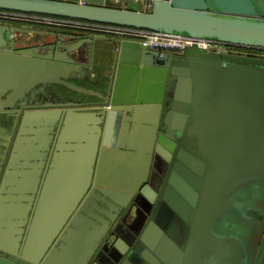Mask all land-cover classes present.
I'll return each instance as SVG.
<instances>
[{"label":"water","instance_id":"water-1","mask_svg":"<svg viewBox=\"0 0 264 264\" xmlns=\"http://www.w3.org/2000/svg\"><path fill=\"white\" fill-rule=\"evenodd\" d=\"M137 1L0 0V11L264 51V0H156L150 13ZM14 34L0 27V107L35 110L23 111L0 161V264H264V59L196 44L152 51L104 35L41 54L15 49ZM98 41L117 50L110 76L83 71ZM48 85L96 101L66 102L52 91L59 103L43 104ZM30 97L39 107H26ZM86 111L93 114L78 115ZM131 122L147 126L140 143L128 142ZM25 134L34 155L20 163ZM17 169L33 172L15 189ZM58 184L66 192L55 201ZM114 236L103 263L98 248Z\"/></svg>","mask_w":264,"mask_h":264},{"label":"crops","instance_id":"crops-1","mask_svg":"<svg viewBox=\"0 0 264 264\" xmlns=\"http://www.w3.org/2000/svg\"><path fill=\"white\" fill-rule=\"evenodd\" d=\"M4 26V27H12L17 34H14V39L15 40H20V42H18V46L17 48H24V47H31V48H37V52L38 53H42V54H49V53H53V50H50L49 47L52 45L53 47H64L65 45H72V44H76L80 41L81 38L84 37H89L92 36L94 34L89 33V32H85V31H78V30H68V29H62V28H52V27H46V26H40V25H34V24H30V23H24V22H9V21H0V27ZM108 37V36H107ZM113 38V37H111ZM1 43L5 42L6 39H4V37L2 39H0ZM47 45V47H46ZM82 48H86L84 46H82ZM89 48L87 47V50ZM107 50V51H106ZM109 50V56L106 55V52H108ZM63 51V49L59 48V52ZM113 51H117L114 47V45L104 42V41H98L95 44V53L94 55H92L91 59L94 60L93 63L90 62H86V66H83V71L89 70L87 69V67L92 68L91 72H93V75L97 74H101L103 73L106 76H110L113 73L112 70V66L115 62L114 59V54ZM97 76H95L94 79H96ZM82 83V81H81ZM109 83V78L106 79V86ZM83 84V83H82ZM85 84V83H84ZM90 84V83H89ZM94 84H91V86ZM93 90L95 91H106V88H100L98 86H92ZM96 87V88H95ZM69 96V100L67 101H96V99L93 97H87L84 95H79V94H75V95H68ZM66 101V102H67ZM43 103V102H42ZM55 103V102H53ZM35 107H39L38 102L34 103ZM68 110H73L71 108H67ZM81 109V108H80ZM83 109V108H82ZM91 109V108H90ZM35 109H32V111H34ZM36 111H39L36 109ZM53 111H57L56 109ZM24 112H28V111H24ZM92 112H83V113H78L79 116H89L92 115ZM141 125V124H140ZM128 131L126 132V135L129 136V143H140V139L139 138H135L140 134L138 132L142 131L141 128H146L147 126L142 124L141 128H137L140 129L139 131L136 130V123L135 122H131L129 124ZM132 127H134L135 129L132 131ZM80 129V128H78ZM82 129V133H86L87 131V127H83ZM30 131L29 127H25L24 128V132H28ZM75 133L78 135V131H75ZM142 134V133H141ZM76 135V136H77ZM131 135V136H130ZM32 139V137L29 134H25L22 136L21 140H20V147L18 149V157H19V162H22V159H25L24 157L27 156V154L29 155H34V142L30 141ZM28 149H30V151H28ZM29 152V153H28ZM5 159H2L1 162L4 161V165H6L9 156H4ZM5 166L3 167L4 171ZM32 169H17V171H15V173L11 176V181H12V185L14 186L15 189H18V185H24V184H29L31 183V173H32ZM65 172V171H64ZM1 178L3 175V172L0 174ZM10 181V182H11ZM65 191L66 189L62 184H58L55 185L52 189L53 193L56 194L55 197H52V200H60L58 195L61 194V191ZM68 198V197H67ZM10 201V200H9ZM6 202L4 201V205L5 206H9L12 205L11 202ZM7 220L9 221V218H7ZM5 220L3 223L5 224L6 221Z\"/></svg>","mask_w":264,"mask_h":264},{"label":"built area","instance_id":"built-area-1","mask_svg":"<svg viewBox=\"0 0 264 264\" xmlns=\"http://www.w3.org/2000/svg\"><path fill=\"white\" fill-rule=\"evenodd\" d=\"M146 4L145 13H150L156 0H142ZM24 22L34 25L62 28L68 30H78L92 33L94 35H104L120 40L137 42L152 51L160 49H171L198 45L201 49L209 52H228L232 54L235 51L243 49H254L243 46L231 45L216 40H194L185 35H172L163 32H154L140 28L113 26L100 23H91L78 20H70L48 16H38L14 12L0 11V21Z\"/></svg>","mask_w":264,"mask_h":264},{"label":"flooded vegetation","instance_id":"flooded-vegetation-1","mask_svg":"<svg viewBox=\"0 0 264 264\" xmlns=\"http://www.w3.org/2000/svg\"><path fill=\"white\" fill-rule=\"evenodd\" d=\"M18 42H20L19 40H15L14 42V47L15 49H25V48H31V47H24V48H17L18 46ZM37 52V51H36ZM42 54V53H41ZM231 55H236V56H244V57H251V58H261L264 59V51L258 50V49H243V50H239V51H235L233 52ZM76 83L77 85H81L87 89H93L92 85L89 84L88 82H82L80 80H71V82ZM85 83V84H84ZM41 87H37L35 89L34 93H37L36 91L40 92ZM96 88V87H95ZM52 91H59V92H63L64 97L67 98H63V101H67L69 100V96L68 95H75L76 93L66 89L65 87L61 86V85H48L44 87V90L42 91L44 94L43 95V101H41V103L43 102V104H51L53 102L55 103H59V100H57L58 98H55L52 95ZM39 98H34V97H30L28 100V104H27V108L30 107L32 108V106L34 107V103L39 102L38 101ZM21 103L19 102L17 103L12 109L10 110H4L1 109L0 107V161L2 159H4V156H9L10 155V151H11V147L12 144L16 141V136H17V130H18V126L20 124V120H21V116L23 114V111H32V109H21ZM20 113V116H19ZM19 117V118H18ZM12 137V142H11V147L8 149L7 145L9 144V139ZM133 202L130 203L129 209L131 210L130 215L127 218V221L129 223H131L134 218L136 217V206H133ZM121 219V218H120ZM116 236L109 238L108 240H104L102 242V244L99 246L98 248V252L102 251L103 249V253L100 256V260L101 262L104 261L103 263H107L106 262V254L105 252H111L114 253L113 248V244L116 241ZM115 256V255H113ZM93 260V259H92ZM92 262V261H91ZM110 264V263H108Z\"/></svg>","mask_w":264,"mask_h":264},{"label":"rangeland","instance_id":"rangeland-1","mask_svg":"<svg viewBox=\"0 0 264 264\" xmlns=\"http://www.w3.org/2000/svg\"><path fill=\"white\" fill-rule=\"evenodd\" d=\"M136 9L139 10V11H141V12H144L146 10V4L142 0L137 1Z\"/></svg>","mask_w":264,"mask_h":264}]
</instances>
